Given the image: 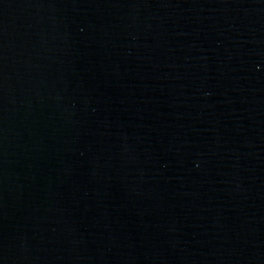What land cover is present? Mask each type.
<instances>
[{"label": "water", "instance_id": "obj_1", "mask_svg": "<svg viewBox=\"0 0 264 264\" xmlns=\"http://www.w3.org/2000/svg\"><path fill=\"white\" fill-rule=\"evenodd\" d=\"M0 264H264V0H0Z\"/></svg>", "mask_w": 264, "mask_h": 264}]
</instances>
